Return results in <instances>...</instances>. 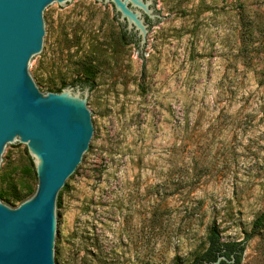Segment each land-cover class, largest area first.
I'll return each mask as SVG.
<instances>
[{
    "label": "rangeland",
    "instance_id": "rangeland-1",
    "mask_svg": "<svg viewBox=\"0 0 264 264\" xmlns=\"http://www.w3.org/2000/svg\"><path fill=\"white\" fill-rule=\"evenodd\" d=\"M144 1L140 45L117 41L127 24L112 3L47 15L33 82L44 94L65 83L99 129L61 199L58 264H190L213 226L224 242L249 236L241 264H264V81L245 67L238 23L264 0ZM83 61L92 89L71 86Z\"/></svg>",
    "mask_w": 264,
    "mask_h": 264
},
{
    "label": "water",
    "instance_id": "water-1",
    "mask_svg": "<svg viewBox=\"0 0 264 264\" xmlns=\"http://www.w3.org/2000/svg\"><path fill=\"white\" fill-rule=\"evenodd\" d=\"M73 1L0 0V190L35 191L23 202L0 199V264H58L57 197L94 154L99 129L85 101L70 88L41 93L33 82L49 9ZM94 1L112 3L123 30L145 42L148 1Z\"/></svg>",
    "mask_w": 264,
    "mask_h": 264
},
{
    "label": "trees",
    "instance_id": "trees-1",
    "mask_svg": "<svg viewBox=\"0 0 264 264\" xmlns=\"http://www.w3.org/2000/svg\"><path fill=\"white\" fill-rule=\"evenodd\" d=\"M243 7V6H242ZM117 20V19H116ZM238 23L240 26V39H241V48H240V54L242 55V58L245 60V67L249 66H257V75L259 74L261 78V82L264 81V10L263 11H245L242 10V12L239 14L238 17ZM121 26V25H120ZM120 34L117 38V41L120 44H135L134 38L132 35H128L123 28H120ZM258 41V47H254V45ZM261 53L260 57H258L259 62L253 63V55L252 53H255L258 55V53ZM96 68L90 61H83L81 65L78 68V78L73 81L71 86H80L84 87L87 86L90 89H92L93 85L91 84L93 77L95 75ZM67 85L63 83L59 87H56V85H52L51 87L55 88V93H59L63 88H65ZM51 92V91H48ZM28 155V153H27ZM29 157V155H28ZM32 167L33 163L31 158L29 157ZM34 169V167H33ZM25 174H29L30 169L26 168ZM24 174V173H23ZM26 176V175H25ZM72 178V175L69 177V179ZM4 180V174L0 173V184ZM68 188V185L65 183L64 187L60 190L58 197H57V203L56 206H61V195L64 191H66ZM22 192L23 195H22ZM35 191L30 190L28 186L22 188V191L19 192L15 190L12 195H4L3 191L0 190V199L5 201L6 203H12L15 202H23L27 196H30ZM264 221V216L260 217L256 224H262ZM249 240V236H247L244 241L242 242H224L221 240L218 231L215 226L211 227L209 229V233L207 235L206 239V248L204 251L197 256L190 264H202L203 260H206L207 262H214L217 259V254H222V250H226L225 253H223L225 256L229 257V254L236 251L235 254V264H241V257L245 249V244ZM222 264H226L222 262Z\"/></svg>",
    "mask_w": 264,
    "mask_h": 264
},
{
    "label": "flooded vegetation",
    "instance_id": "flooded-vegetation-1",
    "mask_svg": "<svg viewBox=\"0 0 264 264\" xmlns=\"http://www.w3.org/2000/svg\"><path fill=\"white\" fill-rule=\"evenodd\" d=\"M226 250H222V254H217V259L214 262H207L206 260L202 261V264H214L219 258H222L218 264H222V262L226 264H235V254L237 253L236 251L232 252L229 254V257L225 256L223 253H225Z\"/></svg>",
    "mask_w": 264,
    "mask_h": 264
}]
</instances>
